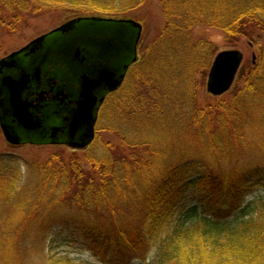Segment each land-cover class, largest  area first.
<instances>
[{
    "label": "trees",
    "instance_id": "1",
    "mask_svg": "<svg viewBox=\"0 0 264 264\" xmlns=\"http://www.w3.org/2000/svg\"><path fill=\"white\" fill-rule=\"evenodd\" d=\"M142 1L0 0V43L46 9L73 4L121 14ZM160 5L164 34H178L196 56L182 61L168 53L162 68L190 80L189 89L199 87L203 55L214 50L211 42L193 40L195 27L249 39L255 58L243 62L223 96L199 103L194 91L174 106L157 94L162 87L172 91L158 76V61L143 56L99 112L97 131L113 133L119 145L97 137L84 151L25 163L24 175L20 158H0V264H264V195L244 204L247 195L264 191V0ZM177 111L197 149L166 155V125ZM188 193L198 203L177 214ZM65 225L94 260L56 252L61 244L52 235Z\"/></svg>",
    "mask_w": 264,
    "mask_h": 264
},
{
    "label": "flooded vegetation",
    "instance_id": "2",
    "mask_svg": "<svg viewBox=\"0 0 264 264\" xmlns=\"http://www.w3.org/2000/svg\"><path fill=\"white\" fill-rule=\"evenodd\" d=\"M93 17L116 21L86 19ZM77 18H84V20L73 22L63 31L50 34L42 43L20 53L15 63L8 61L6 67L0 68V108L3 104L7 109L10 108L9 94L6 87H3L5 77L17 80L23 74L29 75V84L23 97L28 101L35 102L39 95L43 94L44 96L39 105L43 106L45 110L44 122L40 129L26 130L4 111L7 122L13 126L19 136L20 145L44 144L65 146L71 151L86 150L94 141L84 149L75 147L83 140L84 128L78 130L74 135H71L66 128L64 130V126L67 127L66 119L70 117L71 110L78 99L83 76L94 77L103 67L109 68L116 76L121 72L125 73L120 87L115 91H110L106 85L95 90L96 93L105 95L98 110L94 127L96 132L101 107L110 95L118 92L124 86L131 69L142 58L143 28L135 62L133 61L135 55L133 46L137 29L132 24L117 22L121 19L132 18L93 15H83ZM72 20L69 19L68 22ZM117 31H119L118 35H115ZM11 54L4 56L0 62ZM38 71L40 72L39 78L36 74ZM57 96L60 98L58 99ZM58 129L63 131H57Z\"/></svg>",
    "mask_w": 264,
    "mask_h": 264
},
{
    "label": "rangeland",
    "instance_id": "3",
    "mask_svg": "<svg viewBox=\"0 0 264 264\" xmlns=\"http://www.w3.org/2000/svg\"><path fill=\"white\" fill-rule=\"evenodd\" d=\"M82 15L112 17L127 16L142 23L143 42L141 47V55L142 57L144 56V58H146L148 55H151L152 58H155L158 61L155 65L157 72H159L158 76L168 80L167 86L169 87V90H172V94H169L167 88L165 87H162V92L159 89L161 93L157 94L161 97L163 103H170L174 106L179 104L182 106V104H186L194 91H198L199 93L197 96L199 103H202V101L203 103H206L214 97L207 92V79L214 58L219 52L226 50H239L244 56V62H250L253 59V56H256L257 54L256 47L247 38L227 37L224 31L217 28H211L207 26L195 27L192 30L193 40L195 42L200 40L211 42L214 46V53L211 51V53L208 54V52H206V54L203 55V61L205 60L203 63H207L206 66H203L206 68V71L202 68L199 74L196 75L199 81V87L196 90L191 88L189 89V86L191 85L190 80L186 81V79L181 74L173 71L171 72V75H166L161 63L162 57L168 56V53L173 57L174 60L178 59L185 61L187 56L188 60L191 59L194 62V60H196V56L190 55V53L193 54L194 49L191 47L187 50L182 43H178L181 42L177 39L178 34H164L165 19L162 13L160 0H143L141 4L135 9L128 10L121 14H112L98 10V8L92 9L91 7L74 6L73 4L58 6L56 9H46L37 16L30 18L26 25H24L21 29L17 30L16 32H8L2 36L0 43V60L4 56H7L12 52L25 47L36 38L60 27L61 25L68 22L69 19L72 20ZM143 74L145 75L146 73L143 71ZM175 116L176 118L170 119L166 125L167 129L171 130V132L167 135V141L170 144L168 146L166 155L170 153H172V155L177 154L178 149L181 147H193V149H197V146H195V143L193 142L195 137L190 135V133H186L185 131V133L182 132L183 123L179 121L180 119L178 111ZM184 128L186 129L185 126ZM128 130L131 131L130 126H128ZM96 136L98 137L100 143H108L112 146L120 144L118 137L109 131H97ZM127 151V153H129L131 149H127ZM57 152H62L63 156H70L72 154V151L65 146L58 147L44 144L11 145L5 140L2 133L0 134V158L7 156H15L20 158L22 160L21 171L23 175L27 174L28 172L27 167H25V163L50 159ZM78 154L81 156L83 155L82 152H78ZM231 162H233V160ZM263 195L264 191L258 189L254 191L253 194L247 195L245 197L244 204ZM184 201V205L178 209L177 214L181 211V209L198 203L197 199L194 197V195H192V193H188ZM72 229H74L72 226H61L57 228V231H55V233L52 235V238L58 242L57 245L61 244L57 246L56 252L58 254L70 253V255L74 257L94 260V258L86 249V246L83 249L80 247L75 237L68 234V232ZM77 239L82 243L81 239ZM152 252L147 257L148 261L153 254ZM137 263H139L137 260L134 261V264Z\"/></svg>",
    "mask_w": 264,
    "mask_h": 264
},
{
    "label": "water",
    "instance_id": "4",
    "mask_svg": "<svg viewBox=\"0 0 264 264\" xmlns=\"http://www.w3.org/2000/svg\"><path fill=\"white\" fill-rule=\"evenodd\" d=\"M94 20L116 21L114 19H101L97 17L86 18ZM84 20V18L73 19L72 21L60 26L51 32L44 34L35 40H33L25 48L18 52L11 54L7 59L0 62V68L6 67L8 61L15 63L18 55L28 48L42 43L50 34L63 31L71 23ZM117 22H124L132 24L137 29V35L134 39V60H137V47L142 34V25L133 19H121ZM117 31L115 35H118ZM255 58V56H253ZM244 56L239 50H226L219 52L212 63L207 79V92L214 96L219 97L226 94L234 84L236 76L240 70ZM37 77L39 78L40 72L38 71ZM125 73L121 72L118 76L107 67L101 68L97 75L90 77L88 75L83 76L81 90L79 92L78 99L71 110V115L66 119V128L71 135H74L81 128L85 129L82 142L75 146L79 149L87 147L95 138V124L97 121V115L100 105L105 99V95H101L95 92L96 89L102 85H106L110 91L118 89L124 79ZM29 84V75L23 74L20 79H13L12 77H5L3 80V87L5 86L9 97L8 104L9 109L3 106L0 108V127L4 138L11 145H20L21 141L13 126L7 122L6 114H10L20 125L26 130H37L41 128L45 118V110L43 106H39L43 101L44 96L39 95L38 100L35 102L28 101L23 97L24 91ZM62 95V94H61ZM59 99L60 97L57 96ZM1 103V102H0ZM37 105V106H36ZM57 131H63L58 129ZM58 133V132H56Z\"/></svg>",
    "mask_w": 264,
    "mask_h": 264
}]
</instances>
